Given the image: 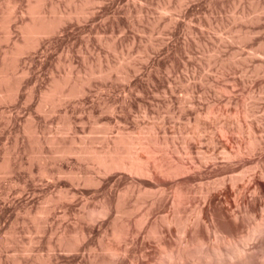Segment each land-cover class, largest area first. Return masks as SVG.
<instances>
[{
	"label": "rangeland",
	"instance_id": "1",
	"mask_svg": "<svg viewBox=\"0 0 264 264\" xmlns=\"http://www.w3.org/2000/svg\"><path fill=\"white\" fill-rule=\"evenodd\" d=\"M172 261L264 264V0H0V264Z\"/></svg>",
	"mask_w": 264,
	"mask_h": 264
},
{
	"label": "bare ground",
	"instance_id": "2",
	"mask_svg": "<svg viewBox=\"0 0 264 264\" xmlns=\"http://www.w3.org/2000/svg\"><path fill=\"white\" fill-rule=\"evenodd\" d=\"M37 29H38V27H37ZM41 32V31H40ZM100 157V156H99ZM121 158V157H120ZM122 159V158H121ZM123 160V159H122ZM139 160V159H138ZM103 161V160H102ZM118 162H120V161H118ZM117 162V163H118ZM132 162V161H131ZM139 164V163H138ZM131 168H132V166H131ZM136 168V167H135ZM141 168V167H140ZM135 170V169H134ZM139 170V169H138ZM263 225V224H262ZM259 227V226H258ZM258 227H256V228H258ZM263 227V226H262ZM256 230V229H255ZM256 231H258V230H256ZM232 241V240H231ZM247 241V240H246ZM236 242V241H235ZM248 242V241H247ZM230 243V242H229ZM228 244V243H227ZM231 244V243H230ZM235 246H236V244H234ZM220 246V245H219ZM231 247H232V245H230ZM238 246V245H237ZM186 247V246H185ZM231 247H230V249H231ZM178 248H180V247H178ZM184 248V247H183ZM185 249V248H184ZM233 249V248H232ZM176 250V249H175ZM178 250V249H177ZM176 250V251H177ZM181 250V249H180ZM220 250H221V248H220ZM219 250V251H220ZM240 250V249H239ZM239 250H235L232 254L234 255V257L236 256V255H240V251ZM173 251V250H172ZM184 250L182 249V252H183ZM217 251V250H216ZM230 251V250H229ZM244 251V250H243ZM248 251V250H247ZM253 251V250H252ZM251 251V252H252ZM116 252V251H115ZM177 252H179V251H177ZM213 252V251H212ZM241 252H242V250H241ZM245 252H246V250H245ZM219 253V252H218ZM244 253V252H243ZM170 254V253H169ZM177 254V253H176ZM180 254V253H179ZM245 254V253H244ZM174 255V254H173ZM223 255H226V254H224L223 253ZM229 255H231V254H229ZM243 255V254H242ZM248 255H249V253H248ZM169 256H171V255H169ZM212 256V255H211ZM215 256V255H214ZM175 257H177V256H175ZM181 257V256H180ZM247 258H248V256H246ZM173 258V257H172ZM179 258V257H178ZM206 258V257H205ZM205 258H204V260H205ZM231 258H232V256H231ZM237 258V257H236ZM240 256H239V260H240ZM245 258V257H244ZM177 259V258H176ZM180 260H181V258H179ZM229 259V258H228ZM235 259V258H234ZM170 260H172V259H170ZM178 260V259H177ZM183 260V259H182ZM223 260H224V258H223ZM236 260V259H235ZM245 260H247V259H245ZM176 261V260H175ZM226 261H228V260H226ZM222 262V261H221ZM224 262V261H223ZM237 262V261H236ZM243 263V262H242ZM241 263V264H242ZM170 264H173V261H172V263H170ZM231 264H232V262H231Z\"/></svg>",
	"mask_w": 264,
	"mask_h": 264
}]
</instances>
